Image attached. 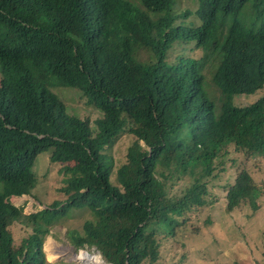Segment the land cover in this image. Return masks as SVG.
<instances>
[{"label": "trees", "instance_id": "obj_1", "mask_svg": "<svg viewBox=\"0 0 264 264\" xmlns=\"http://www.w3.org/2000/svg\"><path fill=\"white\" fill-rule=\"evenodd\" d=\"M136 1L0 0V264H49V229L85 206L92 219L66 231L75 249L95 248L105 264H155L160 242L209 204L208 180L228 147L264 158V95L232 103L264 88V0H196L183 14L199 19L190 27L175 25L173 0ZM192 42L198 58L166 61L174 44ZM53 87L78 90L101 117L68 114ZM124 130L132 141L115 165L107 153ZM49 150L64 165L66 198L25 215L9 199L31 194L34 161ZM258 192L237 170L227 212ZM15 222L29 231L18 245Z\"/></svg>", "mask_w": 264, "mask_h": 264}, {"label": "rangeland", "instance_id": "obj_2", "mask_svg": "<svg viewBox=\"0 0 264 264\" xmlns=\"http://www.w3.org/2000/svg\"><path fill=\"white\" fill-rule=\"evenodd\" d=\"M195 7L196 0H173L172 13L176 16L175 25L198 26L200 21L196 16L189 14L183 16L184 13L193 12ZM138 54L140 60L148 58L143 51ZM200 55L201 52L194 47V42L187 46L174 44L167 53L166 61L174 63L180 58H198ZM204 86L218 112L219 105L214 99H218L219 91L214 87L211 75L204 77ZM50 90L62 101L68 114L88 119L91 123L101 117V113L92 104H86L84 96L78 90L60 87H53ZM263 95L264 88L251 95L235 96L232 103L235 106H247ZM91 128L95 129L93 125ZM130 141L132 137L127 130L114 140L113 147L107 155L113 158L115 165L123 161L126 146ZM227 149L222 165H214V176L208 180L209 204L192 209L186 214L184 226L175 237L164 238L160 242L159 259L155 264H264V158L257 157L247 161L241 154L234 153L232 147ZM49 154L50 150L43 151L34 161L31 170L36 185L31 194L9 199L14 207L22 208L25 215L35 213L53 201H63L66 198L58 191L64 185L62 174L64 165L50 163ZM240 169H247L250 172L258 187V196L252 200L253 203L240 205L227 212L225 191L232 183L236 171ZM112 182L114 176L111 177ZM188 184L189 181L177 183L173 187V193ZM91 219L86 206L72 209L66 217L59 218L51 226L44 240L43 251L46 261L49 264H80L72 256L84 251L87 256L96 257L100 264H105L95 248L85 247L77 250L66 236L67 230L80 231L83 222ZM9 229L15 245L29 233L28 228L17 222Z\"/></svg>", "mask_w": 264, "mask_h": 264}, {"label": "bare ground", "instance_id": "obj_3", "mask_svg": "<svg viewBox=\"0 0 264 264\" xmlns=\"http://www.w3.org/2000/svg\"><path fill=\"white\" fill-rule=\"evenodd\" d=\"M72 258L78 261L80 264H100L99 259H97L96 257H91L90 255L87 256L84 251H79L78 255L72 256Z\"/></svg>", "mask_w": 264, "mask_h": 264}, {"label": "clouds", "instance_id": "obj_4", "mask_svg": "<svg viewBox=\"0 0 264 264\" xmlns=\"http://www.w3.org/2000/svg\"><path fill=\"white\" fill-rule=\"evenodd\" d=\"M184 14H186V13H184ZM100 255V254H99Z\"/></svg>", "mask_w": 264, "mask_h": 264}]
</instances>
